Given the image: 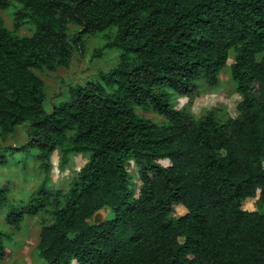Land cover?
<instances>
[{"label": "trees", "instance_id": "16d2710c", "mask_svg": "<svg viewBox=\"0 0 264 264\" xmlns=\"http://www.w3.org/2000/svg\"><path fill=\"white\" fill-rule=\"evenodd\" d=\"M16 1L17 26L28 18L36 29L20 36L0 19V135L27 122L21 149H39L45 177L24 204L0 188L6 223L19 228L50 212L37 247L47 264H264V210L243 206L258 197L264 207V0ZM70 23L79 26L73 37ZM113 26L107 45L122 52L105 84H71L46 111L35 70L68 66L83 33ZM231 49L238 115L194 118L171 103L173 94L192 98L200 85L216 86ZM139 106L166 121L141 116ZM56 149L64 163L89 154L67 194L47 184ZM8 162L0 150V166ZM175 204L186 213L174 217ZM106 208L114 215L96 222ZM7 237L0 227V260L10 254Z\"/></svg>", "mask_w": 264, "mask_h": 264}, {"label": "rangeland", "instance_id": "374dc122", "mask_svg": "<svg viewBox=\"0 0 264 264\" xmlns=\"http://www.w3.org/2000/svg\"><path fill=\"white\" fill-rule=\"evenodd\" d=\"M22 8L20 2L13 0L5 8H0V19L15 34L20 36L31 35L36 25L28 18L17 26L16 12ZM79 26L70 23L68 33L70 37L76 35ZM117 27L113 26L95 33H83L82 44H73V54L68 66H59L55 70L48 68L36 69V73L43 79L44 91L46 94L45 109L50 112L54 105H59L69 95V85L84 84L89 81L105 84L103 75L116 67L120 62L121 48L117 45L108 46ZM234 49L230 50L227 65L219 75V82L216 86L200 85L197 95L189 96L171 95L170 101L178 108L187 110L194 118H200L208 111H215L221 122L226 121L230 116L238 115V102L241 94L237 90L231 73V63L234 58ZM136 111L143 117L151 118L157 123L166 121L165 117L152 108L137 107ZM28 141V123L24 122L17 126L16 130L7 135H0V150L8 156L10 162L0 166V188H8V199L17 204H24L30 200L43 185L45 171L40 166L37 158L38 148L30 147L27 150L21 148ZM20 147L17 150H10L7 147ZM88 153L70 154L68 161H62V151L56 149L51 155V170L47 177L48 185L56 189H62L66 194L70 191L73 180L80 168L87 162ZM164 165L170 163L169 159H162ZM138 163L134 159L128 161V171L133 180L140 183L137 176ZM258 197L244 201L243 206L248 210H264V207L257 201ZM8 207L0 203V227L3 228L9 237L6 243L10 254L0 264H47L41 260L37 247L40 233L44 224L54 221L50 212H41L37 215L27 216L19 228L9 226L5 221ZM187 209L183 204H175L172 212L174 217L186 213ZM114 212L108 208L101 210L95 221L99 222L107 217H112Z\"/></svg>", "mask_w": 264, "mask_h": 264}]
</instances>
